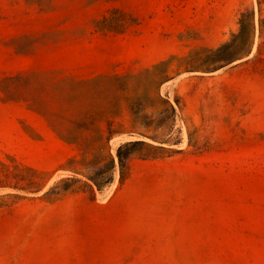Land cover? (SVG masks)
I'll list each match as a JSON object with an SVG mask.
<instances>
[{
    "label": "rangeland",
    "instance_id": "rangeland-1",
    "mask_svg": "<svg viewBox=\"0 0 264 264\" xmlns=\"http://www.w3.org/2000/svg\"><path fill=\"white\" fill-rule=\"evenodd\" d=\"M0 264H264V0H0Z\"/></svg>",
    "mask_w": 264,
    "mask_h": 264
},
{
    "label": "trees",
    "instance_id": "trees-1",
    "mask_svg": "<svg viewBox=\"0 0 264 264\" xmlns=\"http://www.w3.org/2000/svg\"><path fill=\"white\" fill-rule=\"evenodd\" d=\"M247 19L245 14L243 15L241 19V29L240 33L237 36H241L247 30ZM250 19V18H249ZM252 20V18H251ZM250 25V20H249ZM174 110V108L172 107ZM63 139L69 143L79 144L80 138L76 135L68 134L65 136H62ZM111 138V134L108 135L105 139V145L106 143H109ZM104 138L102 136H99L97 138H94L95 141H102ZM146 144L143 140H134V141H127L121 145H119L117 149V158L120 165L121 170V176L123 177L126 169L128 167V160L129 158L136 153V146ZM108 162L102 167L99 166V161L92 164V169H94V172L92 174L88 175V179L92 182V185H95L99 189H102L103 186L109 184L113 180V171L115 168V157L111 152L107 155ZM92 186L91 184H89Z\"/></svg>",
    "mask_w": 264,
    "mask_h": 264
}]
</instances>
